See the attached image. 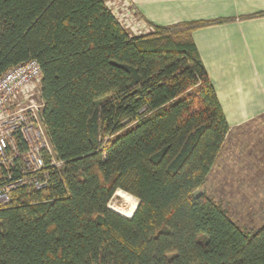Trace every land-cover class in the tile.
<instances>
[{
  "label": "trees",
  "instance_id": "16d2710c",
  "mask_svg": "<svg viewBox=\"0 0 264 264\" xmlns=\"http://www.w3.org/2000/svg\"><path fill=\"white\" fill-rule=\"evenodd\" d=\"M223 22L133 35L106 0H0V77L38 63L62 162L0 207V264H264V225L246 233L195 195L229 127L191 34ZM119 190L131 218L108 208Z\"/></svg>",
  "mask_w": 264,
  "mask_h": 264
},
{
  "label": "crops",
  "instance_id": "0c3cea01",
  "mask_svg": "<svg viewBox=\"0 0 264 264\" xmlns=\"http://www.w3.org/2000/svg\"><path fill=\"white\" fill-rule=\"evenodd\" d=\"M128 2V17L136 18L142 27L139 28L141 33L134 35L148 33L147 23L165 27L197 21H225L191 34L229 127L212 169L217 162L218 170L221 168L225 177L230 171L240 175L241 171L249 170L242 179H256L264 195V0ZM124 10L121 6V11ZM227 153L229 156L220 160V155ZM231 158L233 163L229 166ZM260 202L264 204V200Z\"/></svg>",
  "mask_w": 264,
  "mask_h": 264
},
{
  "label": "built area",
  "instance_id": "2783aa9c",
  "mask_svg": "<svg viewBox=\"0 0 264 264\" xmlns=\"http://www.w3.org/2000/svg\"><path fill=\"white\" fill-rule=\"evenodd\" d=\"M106 5L115 17L129 16L128 0H106ZM40 79L36 61L18 65L0 77V207L11 203L17 190H46L50 173L62 167L43 127Z\"/></svg>",
  "mask_w": 264,
  "mask_h": 264
},
{
  "label": "rangeland",
  "instance_id": "374dc122",
  "mask_svg": "<svg viewBox=\"0 0 264 264\" xmlns=\"http://www.w3.org/2000/svg\"><path fill=\"white\" fill-rule=\"evenodd\" d=\"M120 23L131 34L141 33L139 28H142L136 18H129L122 15L118 17ZM223 154V152H222ZM220 155L221 159H225L229 154ZM246 155H244L245 157ZM233 163L232 158L230 164ZM218 163L216 167L210 172L206 183L202 188L195 192L196 194L204 193L209 198L214 200L217 204L221 205L226 211L229 218L237 224L246 233H252L254 230L260 228L264 222V204L260 202L264 200L262 194L263 189L256 185V179L251 181L250 179H242L250 171H241L240 175H235L233 171H230L229 176L222 175L224 171L221 168L218 170ZM228 166V167H229ZM250 180V181H249ZM253 180V179H252ZM120 191V190H119ZM124 193V192H123ZM128 195V194H127ZM130 203H135V198L128 196ZM122 203V199L116 195L112 197L108 204L110 210H118Z\"/></svg>",
  "mask_w": 264,
  "mask_h": 264
},
{
  "label": "bare ground",
  "instance_id": "6f19581e",
  "mask_svg": "<svg viewBox=\"0 0 264 264\" xmlns=\"http://www.w3.org/2000/svg\"><path fill=\"white\" fill-rule=\"evenodd\" d=\"M116 195L122 199V203L118 210H113L116 213H119L120 215L131 218L133 213L136 210L138 201L136 200L135 203H130L128 196L126 193H123L122 191H117Z\"/></svg>",
  "mask_w": 264,
  "mask_h": 264
},
{
  "label": "water",
  "instance_id": "95a60500",
  "mask_svg": "<svg viewBox=\"0 0 264 264\" xmlns=\"http://www.w3.org/2000/svg\"><path fill=\"white\" fill-rule=\"evenodd\" d=\"M119 214V213H118ZM134 214V213H133ZM122 216V215H121Z\"/></svg>",
  "mask_w": 264,
  "mask_h": 264
}]
</instances>
